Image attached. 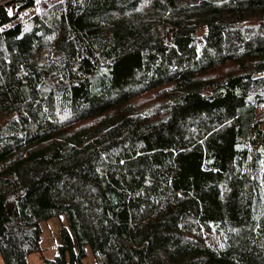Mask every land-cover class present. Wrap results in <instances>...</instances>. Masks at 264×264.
Instances as JSON below:
<instances>
[{"label":"trees","instance_id":"obj_1","mask_svg":"<svg viewBox=\"0 0 264 264\" xmlns=\"http://www.w3.org/2000/svg\"><path fill=\"white\" fill-rule=\"evenodd\" d=\"M86 249L264 264V0H0V264Z\"/></svg>","mask_w":264,"mask_h":264},{"label":"rangeland","instance_id":"obj_2","mask_svg":"<svg viewBox=\"0 0 264 264\" xmlns=\"http://www.w3.org/2000/svg\"><path fill=\"white\" fill-rule=\"evenodd\" d=\"M202 34L203 29L199 31ZM199 34V35H200ZM65 224L63 216L49 219L40 223L42 247L45 249L44 256L51 258L56 252L55 246L60 240V228L61 225ZM87 255L82 260V264H97V259L92 255L89 249H86ZM28 264H43L42 256L39 253H34L28 256Z\"/></svg>","mask_w":264,"mask_h":264}]
</instances>
